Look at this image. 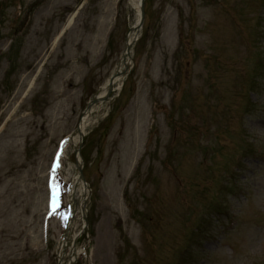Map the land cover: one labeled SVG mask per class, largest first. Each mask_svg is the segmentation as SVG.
I'll list each match as a JSON object with an SVG mask.
<instances>
[{
	"label": "rangeland",
	"instance_id": "obj_1",
	"mask_svg": "<svg viewBox=\"0 0 264 264\" xmlns=\"http://www.w3.org/2000/svg\"><path fill=\"white\" fill-rule=\"evenodd\" d=\"M116 1L42 0L35 8L37 0H0V264H57L56 244L50 241L45 248L41 239L46 170L57 141L76 129L85 105L119 68L136 12L121 0L114 27ZM260 1L146 0L133 70L92 115L82 143L93 167L84 169L90 187L88 226L77 245L88 242V231L91 264H169L189 234L183 208L205 202L210 183L217 190V174L197 164L208 154L220 162L251 150V139L238 128L247 99L229 93L234 72L244 69L240 60L250 57ZM243 5L236 13L234 8ZM71 16L66 34L53 47ZM111 30L112 47L104 55ZM260 47L264 50V39ZM217 55L219 67L213 69L209 65ZM32 75L39 76L31 80ZM182 95L195 96L184 107L194 112L178 119L175 131L172 113ZM247 124L246 133L264 139V116ZM92 130L94 142L88 139ZM210 146L221 152L204 154ZM72 151L66 164L70 173L75 170ZM244 163L257 166L252 196L236 229L222 243L210 239L203 245L200 258L208 248L209 264H257L264 249V164L249 155Z\"/></svg>",
	"mask_w": 264,
	"mask_h": 264
},
{
	"label": "bare ground",
	"instance_id": "obj_2",
	"mask_svg": "<svg viewBox=\"0 0 264 264\" xmlns=\"http://www.w3.org/2000/svg\"><path fill=\"white\" fill-rule=\"evenodd\" d=\"M131 5H133L134 7H137L139 0H130ZM136 2V3H135ZM94 114V110H92L91 112H89V115L85 116L82 120V124H81V130L85 131L87 129L88 126H90V117Z\"/></svg>",
	"mask_w": 264,
	"mask_h": 264
},
{
	"label": "snow or ice",
	"instance_id": "obj_3",
	"mask_svg": "<svg viewBox=\"0 0 264 264\" xmlns=\"http://www.w3.org/2000/svg\"><path fill=\"white\" fill-rule=\"evenodd\" d=\"M58 166V164L54 163L53 165V171H55V168ZM56 195H57V190L55 184L53 185V208L55 209L56 207Z\"/></svg>",
	"mask_w": 264,
	"mask_h": 264
}]
</instances>
